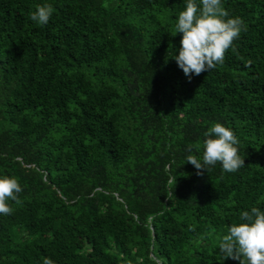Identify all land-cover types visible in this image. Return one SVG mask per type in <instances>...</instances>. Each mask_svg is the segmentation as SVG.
Returning <instances> with one entry per match:
<instances>
[{"label": "trees", "instance_id": "16d2710c", "mask_svg": "<svg viewBox=\"0 0 264 264\" xmlns=\"http://www.w3.org/2000/svg\"><path fill=\"white\" fill-rule=\"evenodd\" d=\"M223 7L246 30L189 80L169 55L183 0H0V176L22 187L0 264H239L216 236L264 210V0ZM216 123L234 173L187 163Z\"/></svg>", "mask_w": 264, "mask_h": 264}, {"label": "clouds", "instance_id": "9594fccd", "mask_svg": "<svg viewBox=\"0 0 264 264\" xmlns=\"http://www.w3.org/2000/svg\"><path fill=\"white\" fill-rule=\"evenodd\" d=\"M175 32L181 34L178 54H169L189 80L209 72L224 61L225 53L234 46L246 26L241 18H229L223 0H183ZM54 8L52 4L37 5L30 15L37 25H46ZM202 159L189 155L187 163L197 170L219 163L227 173L244 167V159L238 154L239 141L234 132L220 123L204 133ZM22 187L15 177L0 176V216L13 212L10 201L15 202ZM218 250L223 260H239V264H264V210L251 207L239 214V222L228 227L224 234H217ZM43 264H55L45 258Z\"/></svg>", "mask_w": 264, "mask_h": 264}]
</instances>
